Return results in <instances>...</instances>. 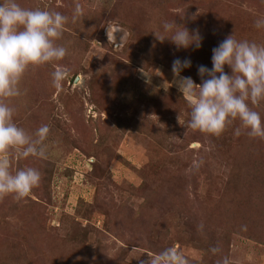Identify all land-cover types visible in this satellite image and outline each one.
Here are the masks:
<instances>
[{
	"label": "rangeland",
	"instance_id": "obj_1",
	"mask_svg": "<svg viewBox=\"0 0 264 264\" xmlns=\"http://www.w3.org/2000/svg\"><path fill=\"white\" fill-rule=\"evenodd\" d=\"M17 2L67 16L57 44L68 51L30 66L8 101L18 126L51 131L46 158L10 157V171L32 167L41 181L22 200L0 198V264H147L167 248L188 264H264V138L235 136L239 120L219 136L186 128L189 101L172 73L189 59L180 75L200 84L198 67L210 69L233 33L264 44V0ZM171 20L198 29L201 47L158 41ZM58 67L69 70L60 89ZM250 106L264 120V101Z\"/></svg>",
	"mask_w": 264,
	"mask_h": 264
},
{
	"label": "clouds",
	"instance_id": "obj_2",
	"mask_svg": "<svg viewBox=\"0 0 264 264\" xmlns=\"http://www.w3.org/2000/svg\"><path fill=\"white\" fill-rule=\"evenodd\" d=\"M82 15L83 8L76 3L72 19ZM180 17L183 19L184 13ZM68 19L58 11L26 9L17 0H0V198L12 195L22 200L41 181V173L32 167L10 171V157L46 158L44 142L51 129L43 124L30 134L15 123V108L8 101L22 95L21 80L30 66L61 61L67 55V48L57 41ZM255 26L264 29V17L257 19ZM161 29L154 33L160 42L168 40L177 49L201 47L203 37L198 29L189 31L175 20L163 22ZM211 63L210 69L198 67L200 84L180 75L191 67L189 59H176L172 63L173 83L187 98L191 109L184 126L219 136L233 121L239 120L241 127L234 130L235 136L239 137L243 129L249 137L264 138V120L250 106L264 101V44L237 39L233 33L212 50ZM225 66L230 73L225 72ZM68 75L69 70L58 67L51 74L53 87L60 89ZM143 75L150 79V73ZM242 230L246 231V226ZM210 252L217 255L221 249L214 246ZM147 264H188V259L180 250L167 248L153 254ZM217 264H231V260L221 256Z\"/></svg>",
	"mask_w": 264,
	"mask_h": 264
}]
</instances>
